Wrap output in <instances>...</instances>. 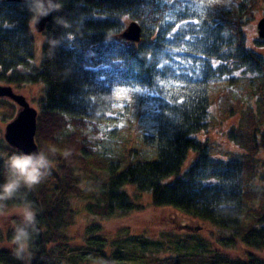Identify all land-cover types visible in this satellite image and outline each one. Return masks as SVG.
I'll list each match as a JSON object with an SVG mask.
<instances>
[{
  "label": "trees",
  "instance_id": "trees-1",
  "mask_svg": "<svg viewBox=\"0 0 264 264\" xmlns=\"http://www.w3.org/2000/svg\"><path fill=\"white\" fill-rule=\"evenodd\" d=\"M60 3L42 32L36 64L35 29L24 0H0V83L44 85L33 99L39 111L35 140L54 161L48 178L21 189L0 209L7 213L25 196L38 209L31 257L21 262L11 249H0V263L264 264L187 240L176 242L175 255L153 262L134 252L143 243L126 249L120 241L108 256L105 241L93 237L95 227L87 229V250L70 247L68 233L76 223L75 201H83L90 215L109 218L142 208L133 190L148 193L156 208L173 207L230 230L225 246L238 241L264 250V186L257 184L264 162L255 158L264 151V56L248 46L246 32L264 0ZM128 20L142 27L139 43L120 38ZM213 92H219L225 118L241 113L242 127L229 136L245 139L248 160L212 158L198 139L209 124ZM16 114L13 102L0 99V122ZM126 128L141 146L125 147L122 158L113 148ZM148 144L155 147L152 157L145 155ZM66 147L74 152L70 160L62 155ZM16 151L0 129V160ZM190 151L195 158L180 176ZM12 232L0 230V245H10Z\"/></svg>",
  "mask_w": 264,
  "mask_h": 264
},
{
  "label": "rangeland",
  "instance_id": "rangeland-1",
  "mask_svg": "<svg viewBox=\"0 0 264 264\" xmlns=\"http://www.w3.org/2000/svg\"><path fill=\"white\" fill-rule=\"evenodd\" d=\"M264 17V10L257 12L254 20L250 22L246 28L248 35V46L254 49L256 52L264 56V45L258 46L255 42L256 39H260L257 33V23ZM131 21H127V25ZM35 36V58L36 64L40 63L42 52V43L46 39V35L39 32H34ZM261 40V39H260ZM0 85H7L0 83ZM12 86V85H11ZM14 91L25 96L31 103V106L38 109L37 103L33 99H37L43 92L41 89L44 87L40 85H22L20 87L12 86ZM219 92H213L211 94V107L210 108V120L206 129L197 135L198 139L208 146L210 156L218 160H233L244 159L248 160L246 156L248 151L244 148L245 141L234 142L229 133L233 130H238L242 127L241 113H235L229 118H225V112L220 105ZM239 110V109H238ZM244 111H248V107L243 108ZM18 111V107H17ZM9 123V122H8ZM6 123L0 122V129L2 130L3 138ZM123 140H117L114 147V151L120 157L123 158L125 154V147L141 146L140 142L135 139V133L131 132L130 128H126L123 133ZM155 153V147L153 145L146 146V157L153 156ZM157 158V154L155 156ZM195 158V153L190 151L186 161L184 162L180 176L188 170L192 164V160ZM256 160L260 159L264 162V151L260 150L256 154ZM258 171L262 175L257 179V184L264 186V165L258 166ZM130 194L134 197V200L140 207L138 211H134L130 214H116L109 218L96 217L86 212L83 201H75L74 207L77 211L76 223L69 228L68 233L72 238L70 247L80 248L83 247L87 250V229L95 227L98 232L93 234L94 238L103 239L106 243V254L111 256L112 250L117 249V245L122 241L124 248H129L135 243H143L144 248L140 249L139 244L136 246L135 253L144 256L145 259H150V262L157 261L158 259H165L169 256L175 255L174 246L176 242L187 240L190 245L195 246L196 243L203 242L208 246V249L216 250L220 255L225 257L246 260L250 255L264 259V250H257L244 246L241 242L236 241L232 246H225L223 240H229L231 232L228 229L218 227L208 221L192 217L185 214L176 208L162 207L156 208L151 205V197L148 193H135L131 190ZM19 218L14 214L13 209L3 213L0 211V230H6L14 226V222ZM11 245H0V249H11ZM126 255V251L124 252ZM147 261V262H149ZM130 262H115L114 264H129ZM79 264V263H77ZM82 264H105L104 262L87 261Z\"/></svg>",
  "mask_w": 264,
  "mask_h": 264
},
{
  "label": "clouds",
  "instance_id": "clouds-1",
  "mask_svg": "<svg viewBox=\"0 0 264 264\" xmlns=\"http://www.w3.org/2000/svg\"><path fill=\"white\" fill-rule=\"evenodd\" d=\"M24 3L33 25L62 7L60 0H24ZM62 155L65 160H70L74 152L66 147ZM53 165L51 154L46 150L29 153L16 151L0 160V177H3V182H0V209H5L6 202L16 198L21 189L31 190L41 184L51 175ZM13 212L19 221L14 222L9 243L15 258L24 262L31 257L38 209L25 196L16 204Z\"/></svg>",
  "mask_w": 264,
  "mask_h": 264
},
{
  "label": "water",
  "instance_id": "water-1",
  "mask_svg": "<svg viewBox=\"0 0 264 264\" xmlns=\"http://www.w3.org/2000/svg\"><path fill=\"white\" fill-rule=\"evenodd\" d=\"M55 13L53 12L48 17L41 19L37 24L33 25L35 31L39 33L44 32L48 22L51 21ZM257 33L258 37L264 40V17L257 23ZM120 38L125 41L139 43L142 40L141 25L136 21H131L120 34ZM0 99H7L18 107L16 116L5 127L3 138L5 142L17 151L25 153L40 151L35 140L39 114L38 109L31 106V103L25 96L15 92L14 88L9 85H0Z\"/></svg>",
  "mask_w": 264,
  "mask_h": 264
}]
</instances>
